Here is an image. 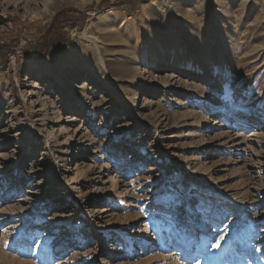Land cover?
Segmentation results:
<instances>
[{
    "label": "rangeland",
    "instance_id": "1",
    "mask_svg": "<svg viewBox=\"0 0 264 264\" xmlns=\"http://www.w3.org/2000/svg\"><path fill=\"white\" fill-rule=\"evenodd\" d=\"M101 2L0 0V264H264V0Z\"/></svg>",
    "mask_w": 264,
    "mask_h": 264
},
{
    "label": "trees",
    "instance_id": "2",
    "mask_svg": "<svg viewBox=\"0 0 264 264\" xmlns=\"http://www.w3.org/2000/svg\"><path fill=\"white\" fill-rule=\"evenodd\" d=\"M110 0H102L101 6L110 5ZM74 13H79L77 10H66L62 13L58 14L53 22L49 24L47 28V33L39 40V51L35 53L34 55H28L30 58L38 59V58H44L49 56V52L51 50V46H53L54 39L58 38L63 34L64 30L59 29V24L61 23L60 19H63L65 16L72 15ZM38 24V23H37ZM75 26L71 25V28ZM55 29L57 31H55Z\"/></svg>",
    "mask_w": 264,
    "mask_h": 264
},
{
    "label": "snow or ice",
    "instance_id": "3",
    "mask_svg": "<svg viewBox=\"0 0 264 264\" xmlns=\"http://www.w3.org/2000/svg\"><path fill=\"white\" fill-rule=\"evenodd\" d=\"M149 183H150V181H149ZM57 215H61L60 213H57ZM224 239V237L223 236H220L217 240H216V242L212 245V247L213 248H215V249H219L220 247H221V244H220V241L221 240H223ZM8 241L7 240H5L4 241V247L5 248H8Z\"/></svg>",
    "mask_w": 264,
    "mask_h": 264
},
{
    "label": "bare ground",
    "instance_id": "4",
    "mask_svg": "<svg viewBox=\"0 0 264 264\" xmlns=\"http://www.w3.org/2000/svg\"><path fill=\"white\" fill-rule=\"evenodd\" d=\"M71 113H72V114H75V113H79V111L74 110V111H71ZM170 246H171V245H170ZM168 247H169V245H168Z\"/></svg>",
    "mask_w": 264,
    "mask_h": 264
}]
</instances>
